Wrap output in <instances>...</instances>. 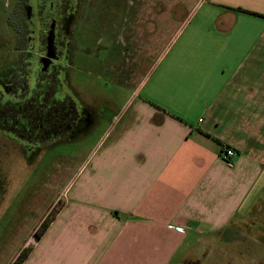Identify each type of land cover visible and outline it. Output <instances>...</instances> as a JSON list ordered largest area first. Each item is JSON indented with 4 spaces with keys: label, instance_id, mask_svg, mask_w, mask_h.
<instances>
[{
    "label": "crops",
    "instance_id": "obj_1",
    "mask_svg": "<svg viewBox=\"0 0 264 264\" xmlns=\"http://www.w3.org/2000/svg\"><path fill=\"white\" fill-rule=\"evenodd\" d=\"M129 6L136 10L120 11L105 60L92 67L104 77L103 62L142 65L141 81L119 106L77 90L91 120L60 143L92 142L72 157L70 179L16 246L17 254L31 246L21 264H172L189 235L216 241L240 223L254 224L251 214L262 210L264 0ZM226 148L235 152L231 164Z\"/></svg>",
    "mask_w": 264,
    "mask_h": 264
},
{
    "label": "flooded vegetation",
    "instance_id": "obj_2",
    "mask_svg": "<svg viewBox=\"0 0 264 264\" xmlns=\"http://www.w3.org/2000/svg\"><path fill=\"white\" fill-rule=\"evenodd\" d=\"M91 5L87 0H23L24 11L12 12L14 22L8 24L7 40L10 54L0 66V207L17 187L18 171L34 170L49 147L72 140L91 120L89 106L69 85L68 75L69 66L87 62L86 55H92L88 64L98 59L94 51L99 46L92 44L87 32ZM103 51L102 61L107 48ZM15 199L16 194L9 203ZM248 226L236 225V242L246 241L242 232ZM228 256L234 264L261 261L239 250ZM185 263L202 261L188 259Z\"/></svg>",
    "mask_w": 264,
    "mask_h": 264
},
{
    "label": "rangeland",
    "instance_id": "obj_3",
    "mask_svg": "<svg viewBox=\"0 0 264 264\" xmlns=\"http://www.w3.org/2000/svg\"><path fill=\"white\" fill-rule=\"evenodd\" d=\"M87 1L92 4L88 7L90 12L89 19L91 18L87 26L88 39L92 41V44L97 43L99 46L94 51L98 53L96 58L99 59L104 55L103 50L108 44L107 38H110V36L114 38L119 31L120 11H128V8L135 11L136 6L133 8L129 6V2L135 0ZM22 3L23 0H0V66L3 57L10 54L7 40L10 39L11 32L8 24L10 25L14 22V17H11L12 12L24 11ZM90 28L92 31H88ZM86 56L88 58L84 59L85 62L87 61L85 64L69 66V85L74 87L76 92L77 90L81 91L80 93L84 94L88 101L90 96L94 97V95H97L102 106L105 105L106 100L111 105H122L127 98V88L129 86L136 87L141 81L144 71L142 65L127 67V65L121 63H101L100 67L103 69V74L115 77L111 81L112 79L109 77L97 74L98 71L90 63L88 64V59L92 55ZM96 65L99 67L98 64ZM106 67L109 69L104 71ZM110 67L113 68L111 69ZM117 77H122L124 80L122 78L120 80ZM66 88L68 86H65L64 92ZM101 123H104V121ZM91 142L92 139H88L81 144L76 141L49 147V151L42 163L34 170L32 169L31 172L30 170L28 172H17V187L14 188L11 195L9 194L10 197L5 200V203H8L2 204L0 207V264H7L17 254L16 246L25 236L28 226H31V222L41 217L44 202L52 201L58 190L63 188L73 174L72 157L78 158L84 155ZM62 153L67 155L65 162H63L64 157L59 156ZM21 183L26 184L24 185L25 187L19 189L22 186ZM15 194L14 203H18L21 208H11L12 205L9 201ZM30 204L32 206L27 208ZM261 208L262 210L260 209L258 212L251 214V216L256 217L255 223L250 224L242 232L243 235H246L245 242H236V232L234 234H226L224 232L216 241L207 237L209 239L206 243L196 239L199 234H191L187 237L185 247L178 250L172 257V264H181L186 249H191L190 254L187 255L190 259H200L203 262L202 264H210L211 262H215V264H234L232 256L228 255H233L237 250L243 255L249 253L251 257L258 259V261H263L256 264H264V205ZM212 243L215 244V248L214 250L210 249V251L208 249L212 247ZM206 252H209L207 253L208 256H205ZM227 260H230L229 262L231 263H227Z\"/></svg>",
    "mask_w": 264,
    "mask_h": 264
},
{
    "label": "trees",
    "instance_id": "obj_4",
    "mask_svg": "<svg viewBox=\"0 0 264 264\" xmlns=\"http://www.w3.org/2000/svg\"><path fill=\"white\" fill-rule=\"evenodd\" d=\"M236 9V8H235ZM238 9V8H237ZM60 207V202L59 200L56 202V204L52 207V209L49 211V213L45 216V218L42 220L38 228L34 232V237L37 239L40 237V235L46 230L47 226L49 225L50 221L52 218L55 216L56 212L58 211ZM30 245L25 246L22 248L19 253L16 255L14 260L11 262V264H21L25 257L27 256L29 250H30Z\"/></svg>",
    "mask_w": 264,
    "mask_h": 264
},
{
    "label": "built area",
    "instance_id": "obj_5",
    "mask_svg": "<svg viewBox=\"0 0 264 264\" xmlns=\"http://www.w3.org/2000/svg\"><path fill=\"white\" fill-rule=\"evenodd\" d=\"M235 155V152H234V150L233 149H231V148H226L225 150H224V152H223V157L225 158L224 160L227 162V163H229V164H231V157L232 156H234ZM179 230L181 231V228H179Z\"/></svg>",
    "mask_w": 264,
    "mask_h": 264
}]
</instances>
